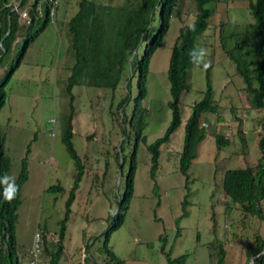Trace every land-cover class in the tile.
<instances>
[{"label": "rangeland", "instance_id": "374dc122", "mask_svg": "<svg viewBox=\"0 0 264 264\" xmlns=\"http://www.w3.org/2000/svg\"><path fill=\"white\" fill-rule=\"evenodd\" d=\"M175 1L169 29L151 57L142 100H134L138 93L136 81L131 88L132 98L123 106L122 113L116 110L125 95L122 85L114 93L82 85L72 89V143L84 173L70 205L59 264H84L87 244L89 254L104 264H167L160 251V236L166 238L165 251H171L172 258L186 255L184 264H215L218 243L225 252L224 264H248L246 244L257 235L264 239V219L244 215L222 190L225 170L254 167L262 158L258 143L264 137V110L250 106L243 92V80L226 53L238 44L240 34L253 25L248 3L255 0H212L206 5L210 10L208 24L195 37L188 88L180 97L181 124L170 141L161 146L154 181L150 177L147 145L163 135L171 119L167 107L171 47L179 28L191 24L196 14L195 0ZM33 2L28 0L18 9L21 24L28 21ZM77 3L78 0H58L43 30L36 31L42 25L40 19L0 64V95L5 94L0 131L5 136V152L11 162L5 187L15 181L25 157L28 168L14 225L20 257L24 256L21 251L32 247L37 231H46L43 245L57 241L77 171L61 139L69 112L65 88L74 61L68 51L67 23L77 12ZM10 5L17 8L18 1L11 0ZM35 10L40 11L39 4ZM242 48L247 50L240 44L239 49ZM245 55L251 58L250 53ZM207 78L217 110L200 119L205 127L204 138L187 171V190L178 158L186 119L191 106L203 99ZM215 135L228 143L218 146ZM133 151L134 177L127 186L125 177ZM117 158L120 163L124 161L122 176ZM127 189L131 191L127 210L112 229L113 216L108 215L117 213L119 199ZM188 192L186 215L176 224ZM261 206L264 207V200ZM109 226L110 254L102 251L104 237L91 245L92 239ZM47 263V254L42 252L40 264Z\"/></svg>", "mask_w": 264, "mask_h": 264}, {"label": "trees", "instance_id": "16d2710c", "mask_svg": "<svg viewBox=\"0 0 264 264\" xmlns=\"http://www.w3.org/2000/svg\"><path fill=\"white\" fill-rule=\"evenodd\" d=\"M18 7L10 5L11 0H0V64L10 56L15 49L18 40L33 24L40 19L42 25L36 30H43L49 18L54 14L58 0H34L28 11V21L19 22L18 9L24 7L28 0H17ZM212 0H195L196 14L193 22L179 28L175 43L171 47V53L167 68V81L169 83L170 100L167 107L171 111L170 122L162 136L156 138L147 145L150 154V177L154 181L158 168L160 148L170 141L172 134L181 124L180 97L188 88L189 70L195 58L194 40L201 35L208 24L210 10L206 5ZM39 4L40 11L35 10ZM175 0H121L119 3H98L95 0H78L77 12L67 23V35L69 37L68 51L73 57L70 68L71 74L67 79L65 93L69 99V112L63 129L62 143L69 156L74 160L77 169L74 184L66 201V210L60 221L58 239L50 244L45 242L46 231H40L42 235V252L47 254V264H58L63 252V240L66 222L70 213V205L74 200V194L81 181L84 167L80 157L73 147V117L74 95L72 89L76 85L105 89L114 93L121 85L125 95L118 101L116 110L123 112V106L131 100V88L136 81L137 96L135 99L142 100L146 94L147 76L149 63L154 52L162 45L165 34L169 29L170 19L174 14ZM248 7L254 18L253 25L247 27L241 34L238 44L227 50V56L235 63L236 73L242 78L243 92L248 97L252 108L264 110V0L249 1ZM178 13H175L177 15ZM247 48L246 51L239 49V45ZM247 53L251 58L247 59ZM5 103V94L0 95V109ZM112 106V104H110ZM217 106L212 99V89L207 78V88L203 99L191 106L190 114L184 125L183 145L179 153L178 168L185 176V189L189 187L187 171L195 159L197 147L204 138V125L201 117L205 113H216ZM264 130V124H262ZM142 141H145L142 136ZM216 144H227L228 141L220 135H215ZM5 136L0 131V264H25L29 251H21L14 235L16 211L21 204L20 192L28 179L26 157L21 160L17 178L12 184L16 186V194L11 201L3 198L5 179L10 171V158L5 152ZM259 148L262 158L254 167L227 169L222 178V190L233 205L238 206L244 215L258 216L264 219V137L259 140ZM29 150V149H28ZM27 150V153H28ZM134 157L131 153V161L126 172L125 182L128 185L134 177ZM120 176L124 161L121 163ZM126 186V187H127ZM58 187H53L56 189ZM156 184H153L154 191ZM131 191L127 189L124 197L119 199V209L113 216L112 229L118 226L126 210ZM189 192L182 202V214L175 220L185 217V208L188 204ZM109 228L92 239V244L100 237H104L105 253L107 249ZM179 231L177 232V236ZM90 241V239L88 240ZM161 242L160 251L165 254L167 264H184L186 255L176 258L171 257V251L166 252V238L159 237ZM49 246V247H48ZM89 245H85L84 264H104L97 262L88 252ZM215 264H224L225 252L218 243L215 247ZM41 252V253H42ZM99 252V251H98ZM215 252V251H214ZM103 253V252H102ZM246 261L253 259L252 264H264V239L256 236L253 242L247 243L244 249ZM42 256V254H41Z\"/></svg>", "mask_w": 264, "mask_h": 264}, {"label": "built area", "instance_id": "2783aa9c", "mask_svg": "<svg viewBox=\"0 0 264 264\" xmlns=\"http://www.w3.org/2000/svg\"><path fill=\"white\" fill-rule=\"evenodd\" d=\"M42 248V235L39 231H37L34 234L33 244L25 264H40Z\"/></svg>", "mask_w": 264, "mask_h": 264}, {"label": "clouds", "instance_id": "9594fccd", "mask_svg": "<svg viewBox=\"0 0 264 264\" xmlns=\"http://www.w3.org/2000/svg\"><path fill=\"white\" fill-rule=\"evenodd\" d=\"M16 191L17 189H16L15 184L9 185L7 188H5L3 192V198L5 200L11 201L12 199H14Z\"/></svg>", "mask_w": 264, "mask_h": 264}, {"label": "water", "instance_id": "95a60500", "mask_svg": "<svg viewBox=\"0 0 264 264\" xmlns=\"http://www.w3.org/2000/svg\"><path fill=\"white\" fill-rule=\"evenodd\" d=\"M253 259H254V258L251 259V261L249 262V264H252V263H253Z\"/></svg>", "mask_w": 264, "mask_h": 264}, {"label": "crops", "instance_id": "0c3cea01", "mask_svg": "<svg viewBox=\"0 0 264 264\" xmlns=\"http://www.w3.org/2000/svg\"><path fill=\"white\" fill-rule=\"evenodd\" d=\"M82 255H83V254H82ZM81 257H82V256H81ZM25 261H26V260L24 259L23 262H25ZM83 262H84V260H83ZM58 264H59V263H58ZM79 264H81V263H79Z\"/></svg>", "mask_w": 264, "mask_h": 264}]
</instances>
